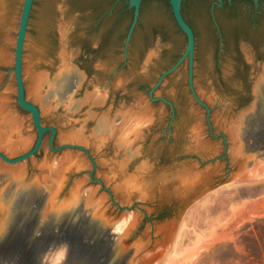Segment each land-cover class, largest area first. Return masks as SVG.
<instances>
[{
	"label": "rangeland",
	"instance_id": "1",
	"mask_svg": "<svg viewBox=\"0 0 264 264\" xmlns=\"http://www.w3.org/2000/svg\"><path fill=\"white\" fill-rule=\"evenodd\" d=\"M197 1L181 3L196 36L193 85L199 98L211 108L213 133L226 137L225 150L221 137L209 135L205 110L188 91L186 65L170 75L155 94L172 102V121L168 105L148 100V90L183 51L185 40L161 0L141 3L124 66L121 40L131 10L124 0H105L102 5L99 0H34L23 48L25 98L39 108L42 124L56 129L53 147L77 143L88 149L96 162L92 177L100 179L101 184L89 180L92 162L82 151L49 150V132L44 134L39 151L16 165L33 177L41 164L60 163L65 154L80 155L83 165L67 174L63 195L75 183H81L89 195L101 199V206L107 209L111 205V212L117 213V209L110 196L120 206L135 204L121 213V221L137 217L136 232L147 230L148 239H154V227L175 216L177 203L159 196L123 203L115 184L121 173L132 179L148 166L146 177L160 184V175L170 178L181 167L195 163L200 170L214 171L220 183L185 210L161 264H264V149L248 151L243 169L234 176L239 145H252L250 139L243 138L244 124L239 120L256 101L254 95L259 96L254 93L256 84L264 83V0L255 6H237L231 12L230 28L222 25L220 35L211 20L204 25L197 20L191 6ZM22 2L0 0V49L8 56L7 62L0 61V98H6V109L20 120L22 133L30 139L27 146L15 152L0 146L9 157L29 149L36 137L29 113L16 102L12 71ZM208 2L203 0L205 5ZM65 31L67 38L63 40ZM147 57L151 61L144 68ZM37 73H43L44 78L36 100L28 87L31 76ZM137 106H145L147 111L137 112ZM6 126L3 122L2 129ZM257 129L264 132L262 124L249 125V130ZM67 131H72L76 139H60ZM197 136L201 145L195 150ZM6 166L0 160V203L4 208L12 205V214H20V220L30 218L32 198L15 192ZM111 171L115 174L109 178ZM173 181L170 192L178 185ZM87 204L88 200L84 206ZM77 226L81 228L77 249L89 250L86 264H122L112 255L107 257V250L96 245L99 232L80 222L79 213L55 219L47 229L52 236H72ZM47 229H40L38 224L22 229L25 256L38 246ZM89 241L92 243L83 247Z\"/></svg>",
	"mask_w": 264,
	"mask_h": 264
},
{
	"label": "water",
	"instance_id": "2",
	"mask_svg": "<svg viewBox=\"0 0 264 264\" xmlns=\"http://www.w3.org/2000/svg\"><path fill=\"white\" fill-rule=\"evenodd\" d=\"M124 1L128 4V8L132 10V17L123 41L121 66H124L126 63L130 40L138 23L141 3L145 0ZM161 1L167 9L171 11L176 25L183 33L185 37V46L176 61L166 70L161 72L153 85L150 87L147 92L148 100L150 102L161 101L168 105L170 109V120L172 121L175 115L172 102L155 94L157 89L170 75L175 73L182 65H186V81L188 91L193 101L205 110V123L207 125L209 135L215 139L221 137L225 150L227 148L226 137L222 133H213L210 121L211 108L199 98L193 85L195 33L182 14V0ZM224 1L231 2L232 0H215L214 4L220 6ZM252 1L255 5L258 4V0ZM33 3L34 0H23L22 2L14 43L12 71L16 87V102L23 111L29 113L32 125L36 131V137L33 145L18 156L9 157L0 149V160L8 165L5 167V169L8 170V176L11 173L10 170L17 172L18 170H16V164L34 156L41 147L44 134L49 132L47 139L48 149L55 153L62 150L82 151L92 162V169L89 170V180L92 182L97 181L101 184L100 179L92 177V173L96 168V162L90 155L88 149L77 143H63L53 147L52 139L56 134V129L52 126H44L41 121V112L37 105L25 98V87L22 76V59L25 36ZM62 36L63 40H66L67 31L63 32ZM150 61L151 57H147L144 62V68ZM69 62L72 63L71 56H69ZM254 93H259V96L256 97L257 94L254 95L256 101L243 111L241 114L243 119L239 120L242 124H244V127L241 128L243 138L246 140L250 139L253 146L251 144H248L247 146H242V144L239 145V150L235 153L234 159L236 169L234 176L238 175L243 169L246 160L245 154L248 151L258 148L260 150L264 149V132H261V130H259L260 128L257 129V131L255 130V132L249 130V125L254 127L262 124L264 126V83H257L254 87ZM200 141L201 140H198V146H194L195 150L200 147ZM74 157L76 158L75 164H78V166L67 171L64 174L65 177L70 171L78 170L79 166L83 164V160L80 155ZM180 169L189 170L190 174L197 172L199 175L195 180H193L192 184L183 188H177L172 192L169 191V185H173L175 183L173 180L170 181V183H165L163 185L159 184L157 181L152 183L150 182L146 188V198L142 200H151L152 198L159 196L165 201L175 202L178 205V211L175 216L159 222L154 227L155 238L148 239L149 233L147 230L143 233L136 232V229L139 226V219L137 217L132 219L126 218L125 221L127 225L123 231L116 232L114 230L115 225L121 221V213L128 212L131 209V206L135 207V204H132L131 206H120L110 196V202L116 206L117 213L110 211L111 205H108L107 209L104 208V206H101L100 209L96 211L87 208L82 202L72 206L61 207L60 201L63 196V188H61L56 197L55 204L51 206L49 203V185L41 180L39 174H36L34 178L28 176L25 168H23V177L9 183H11V187H13L15 192L19 195H29L32 198L33 206L28 207L29 213L32 216L30 218L20 220V214H12V205L11 207H5V222L3 228L0 230V264H47L52 254L58 250H62L63 254L57 264H69L71 260L73 261V264H86V254L89 253V250L83 248L81 250L82 252H80V249H77V245L80 247L79 239L81 238L79 233L81 228L79 226L75 228L77 231L72 236H52V231L47 229L53 220L65 218L72 213H79L80 222L86 224L93 232H99L100 238L96 245L102 246L107 250V257L112 255L114 258L121 261L122 264H161L176 235L179 221L185 210L220 183L214 171L210 169L200 170L195 163L181 167ZM107 190L109 191L108 188ZM120 198L123 203H130L135 199H141L137 194L131 195L127 200L122 196ZM19 220L21 221L20 224H18ZM37 224L40 229L47 230L42 233L38 246L30 254H28V256H25L24 251L21 248V231L22 229H28L32 225L36 226ZM62 225L63 224H60V226ZM149 241H151L150 246L147 245V242ZM91 243L92 241L86 242L83 244V247H87Z\"/></svg>",
	"mask_w": 264,
	"mask_h": 264
},
{
	"label": "bare ground",
	"instance_id": "3",
	"mask_svg": "<svg viewBox=\"0 0 264 264\" xmlns=\"http://www.w3.org/2000/svg\"><path fill=\"white\" fill-rule=\"evenodd\" d=\"M67 58H68L67 61L69 62V53H67ZM7 59H8V56L0 49V61L7 62ZM43 78H44L43 73H37V74L32 75L30 79L28 91L32 93V95L35 97L36 100L38 99V95L40 93L39 90H40V86H41V82ZM6 106H7L6 98L5 97L0 98V146L4 148L5 150L15 152V150L20 149L21 147L27 146L30 143V139L26 137V135L24 136V134L22 133V123L20 122V120H18L17 117L13 116L8 111V109H6ZM136 111L137 112L147 111V108L145 106H139V107L137 106ZM3 122L7 123L6 129L4 130L2 129ZM193 132L195 133L194 129H193ZM60 139L74 140L76 138L72 131H67L66 133L60 135ZM194 142H195L194 146H198V136L195 137ZM65 155L66 156L63 157V159H61L62 162L57 163L55 165H51V166H49V164H41L42 166L39 168L38 174L40 175L41 180L47 183L50 188L49 203L51 206L55 204L56 197L66 181L64 174L67 171L78 166V164H75L76 158L73 157V155L71 154H65ZM16 170L18 171L16 172V171L10 170L11 173L8 176L13 181L21 179L23 177L24 172H23L22 167L17 165ZM148 170H149V166L144 168L141 172L137 173L135 176H133L132 179L125 178L124 175L121 173V176L119 177V182L115 184L116 190H118L121 196L126 200L133 194H137L141 199L146 198L147 186L150 184V182L151 183L156 182L155 178L150 177V176L146 177V174H148ZM114 174L115 173H113V171L109 172V178L114 177ZM198 175L199 174L197 172L190 174L189 170L180 169L179 171L170 175V178L169 176L163 174V175H160L158 179L160 180L161 185L165 184V182L168 179L176 180L178 182V185L176 187H173V190L175 191L177 188L178 189L183 188V187H186L192 184L193 180H195L198 177ZM86 200H88V204L85 205L87 208H90L94 211L100 209V206L102 204L101 203L102 201H100L101 199H95L94 196L89 195L88 192L84 190V187L81 183H75L70 188L68 193L61 197L60 206L61 207L72 206L74 204H78L81 202L84 205V202ZM4 211H5V208L0 203V230L3 228L4 222H5ZM126 225H127L126 221L124 222V220H122L115 225L114 230L116 232H121L126 227ZM167 253L166 255H168ZM62 254H63L62 250L56 251L54 254H52L47 264H57L59 259L62 257Z\"/></svg>",
	"mask_w": 264,
	"mask_h": 264
},
{
	"label": "flooded vegetation",
	"instance_id": "4",
	"mask_svg": "<svg viewBox=\"0 0 264 264\" xmlns=\"http://www.w3.org/2000/svg\"><path fill=\"white\" fill-rule=\"evenodd\" d=\"M260 1L262 0H258V4ZM214 2L215 0H209L208 4L205 5L203 4V0H198L197 2H193L191 6L192 9L197 13V20L203 25L205 24L206 20H211V22L216 27L218 35H220V23L224 25H230L231 12H233L237 6L242 4H250L255 6L252 0H232L231 2L224 1L220 6L215 5ZM183 16L195 33L193 24L185 17L184 13Z\"/></svg>",
	"mask_w": 264,
	"mask_h": 264
},
{
	"label": "trees",
	"instance_id": "5",
	"mask_svg": "<svg viewBox=\"0 0 264 264\" xmlns=\"http://www.w3.org/2000/svg\"><path fill=\"white\" fill-rule=\"evenodd\" d=\"M104 1H105V0H99V4L102 5ZM182 14H183V11H182ZM131 17H132V10H130V15H129V17H128V20H127L126 26H125V28H124V32H123L122 40H121V41L124 40V37H125L126 31H127V28H128V26H129V24H130V21H131ZM172 19H173V17H172ZM189 21H190V20H189ZM173 22H174V25H175L177 31H178L180 34L183 35V33L181 32V30H180V29L178 28V26L176 25L174 19H173ZM190 22H191V21H190ZM191 23H192V22H191ZM209 24H210V22H209ZM211 24H212V23H211ZM211 24H210V25H211ZM222 25H224V24L220 23V27H221V29L223 28ZM224 26L226 27L227 30L230 28V25H224ZM223 29H224V28H223ZM133 34H134V32H133ZM183 36H184V35H183ZM184 39H185V37H184ZM184 46H185V40H184ZM184 46H183L182 50L184 49ZM180 54H181V53L177 54V55L173 58V60H172V62H171V65L176 61V59L180 56Z\"/></svg>",
	"mask_w": 264,
	"mask_h": 264
}]
</instances>
